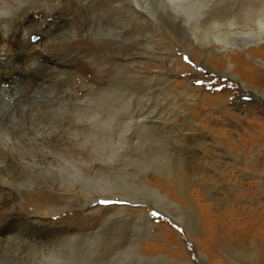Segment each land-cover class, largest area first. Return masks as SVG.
<instances>
[{"label": "rangeland", "instance_id": "obj_1", "mask_svg": "<svg viewBox=\"0 0 264 264\" xmlns=\"http://www.w3.org/2000/svg\"><path fill=\"white\" fill-rule=\"evenodd\" d=\"M251 4L259 7L263 2L261 0H212L200 12L202 16L195 15L193 19L196 18L198 26L205 29L211 19L230 20L234 18L237 27L246 31L250 27L249 23H252L247 13L250 10L249 14L253 11L256 13L254 8H248ZM128 16H131V20ZM91 21L90 23L94 25L91 26L93 34H91L89 28L80 26L79 33L84 32L85 34H81L78 38L79 40L82 38L81 43L83 42L87 46L85 48L87 56L96 54L98 56L100 54L102 58H105L104 71L106 72V79L113 80L115 78L114 73L117 71V65L112 60L115 59L117 45L113 43L118 39L113 35L105 36L102 30L98 34L95 23ZM115 21V18L112 17L109 22L110 28L112 27L111 34L116 33L117 22ZM96 22L99 26H101L100 23L103 24V21L100 20ZM134 22L139 26L135 27ZM126 24H128V36L125 53L127 57H131L133 52L138 51L143 54V58L140 62L137 61L128 65L123 85H117L118 82L108 84L109 92L117 98L129 99L128 108L131 112L133 110L138 112L139 109L144 108L143 102L146 99L149 100L147 102L149 105L148 110L151 108V104L161 103L156 108L157 116L161 120H164V117L165 120L172 119L173 115L169 108L174 107L171 109L175 113L177 112L175 114L176 119L172 120L174 122L173 128H158L159 130H155L154 134L151 131L143 132L137 125L136 130L132 128V135L135 137L132 143H120L116 156L114 155L109 159L105 156L104 161L96 160L93 163L107 166L108 176L112 180L115 179L120 183L124 182L127 186L128 183H143L146 177L150 186L169 195L183 206L190 205L188 200L184 199V194L187 195L193 203L191 205L196 208L195 211L199 219L198 225L190 227L192 224L190 222V208L185 209L184 212L173 208L176 213L182 214L183 219L188 224L187 231L182 225L173 222L163 212L155 210L147 204L132 203L115 197L100 198L86 205H81L83 203L79 202L72 193L61 192V189H52V186L38 188L36 192H40L43 197L49 194L57 197L63 196L60 201L54 204L53 208L55 209H53V212L45 213L47 220L61 224L62 228H86L87 230H98L100 234L94 237L93 243L88 242L90 245L84 243L78 247L77 251L70 250V252H74L71 256L73 260L70 259V256L69 261L62 260L63 257L60 253L63 254L64 251L66 254L69 253L68 250H65L67 247L66 244H63V241L59 243L60 246L51 243L45 245V247L16 248V254H12L13 256L9 254L10 252L6 253V255H9L6 260H3L6 255H1L0 264H40L41 261H44L45 264H175V262L171 263L160 257H155V259L159 258L157 262L154 260V262L145 263L144 258L134 255L131 246L127 248L128 253H125L124 257L121 256L123 255L121 253L117 255L118 257L112 259H109L110 257L96 259L90 256L91 252H97L99 248H103L104 245L102 244L105 240L110 239L111 242L116 240L114 236H109L108 233L106 237L103 236V233L110 224L116 223V217L118 219L127 218L128 214L126 212L118 213L116 209L124 205L134 210L143 209L147 212L152 223L151 231L158 233L159 237L145 236L142 238L140 236L139 240L141 245L144 244V249H150L151 255L158 256L161 253H169L178 261L176 264H203L199 254L205 253V248H203L205 247V235L209 230L207 217L214 215L215 217L212 218L215 219L218 225V228L214 230L215 233L217 232L215 241L217 242L220 237H225L223 245H221L223 247L218 249L221 256L224 258L233 257L242 261L254 258L256 254L260 256V252H255L250 248L248 241L236 242L234 238L240 235L244 225H249L252 222L251 216H249L251 210L256 209L258 203L264 204V101L244 92L234 79L205 69L202 66L204 52L196 48L197 42L194 44L185 40L186 38L181 39V37L168 31L167 33L173 36L178 43L183 40L181 45L187 47L188 53H186L168 38L163 37L164 26L159 21H156L157 26L144 25L136 19L131 11L126 16ZM33 37L37 36L32 34L30 36L31 41L35 40ZM102 41L113 43L110 44L109 49L100 48L98 45ZM250 52L252 56L264 57V49H250ZM189 53H191V56L188 55ZM219 56L208 54L207 64L219 70H225L229 66L228 62L232 63L235 58L232 54L229 56V60L225 58L220 63ZM246 59L248 60L247 70L232 69L231 71L244 81L248 87L253 86L264 89V69L259 67L252 59H249L248 56H246ZM19 72L22 73V69ZM20 77H22V74H19ZM81 82L78 80V82H75L77 84L70 83L69 86L64 88L66 93L57 96L53 91L48 90L43 92L21 90L16 93L15 98L17 96V101L15 100L12 105L0 104V128L3 127L2 130H9L23 141L24 146L20 151L23 158L19 161H36L37 165L40 166L42 164H39L38 161H41L44 163L43 170L53 169L55 163L60 161V157L63 155L73 151L80 152L90 145L86 133L91 129L86 128L89 125V120L87 117L78 116L74 111L76 103H70L78 98L95 97L94 95L103 94L105 87L96 90L93 85L89 86L85 82ZM82 84L89 87L87 88ZM70 88H72L71 91ZM123 89L125 90L123 91ZM60 96V103H57L59 110L55 105L49 106L48 100H54ZM167 100L172 101L171 107L168 106ZM81 105L83 104L81 103ZM118 112H122V110ZM182 113H185L188 119L185 118V115L182 118ZM122 119H124V116ZM116 126L117 122L112 120V127L106 132L113 134V130L117 129ZM140 135L142 139L139 138ZM145 139L148 140L145 141ZM149 149L156 150L157 160L152 159ZM120 151L126 152L128 156L120 154ZM137 153L148 156L143 157L141 160V157L137 158ZM82 157L85 160L89 159L85 155ZM31 163L34 162L29 164ZM49 164L51 166H48ZM38 169L36 172L42 174L43 170ZM144 170L146 171L145 175ZM119 171L121 172L118 173ZM118 175L126 176L122 179ZM88 185L92 186L89 188L91 191L98 189L97 184L90 183ZM88 185L83 183L81 186L87 187ZM4 188L5 190L0 191L1 214L8 210V207H12L11 209L15 210L18 215L33 214V212L37 215L44 214L42 211L34 209L32 201L27 200L26 194L22 195L23 200L18 201L21 205L17 204V201V206L15 204L10 205L13 188L8 184H5ZM69 188L73 189L74 187ZM25 189L27 188L22 187V190ZM127 190L132 196H141L144 200H153L151 192L139 185L135 189L128 188ZM101 200H109L112 203L102 204L100 203ZM240 207L247 213H242V211L235 213L236 208ZM221 212H223V215ZM153 213H156V215H153ZM125 228L126 232L129 231V235L126 237L127 241H121L125 242L123 243L124 246H128L130 242L135 241L134 237L139 233L133 225L131 226V221L126 222ZM159 238L169 242L166 246H161L163 243L159 245V242H161ZM231 243L234 244L231 245ZM52 249L57 252H53ZM120 250L115 251L118 253ZM3 251L11 250L4 249ZM58 251L62 252L59 253ZM43 252L46 257L40 259L39 255ZM58 254L59 256H57ZM53 256L58 257L60 261L53 260V262L51 258Z\"/></svg>", "mask_w": 264, "mask_h": 264}, {"label": "bare ground", "instance_id": "obj_2", "mask_svg": "<svg viewBox=\"0 0 264 264\" xmlns=\"http://www.w3.org/2000/svg\"><path fill=\"white\" fill-rule=\"evenodd\" d=\"M211 1L212 0H0V104L12 105L17 98V96L15 98V95H17L16 93L21 90L29 92H43L44 90H48L53 91L56 96L58 94H64L66 93L64 88L69 86L70 83L77 84L75 82H78V80L85 82V84L89 86L93 85V87H96V90L105 87V89H103L105 92H102L103 94L94 95L95 97L78 98L70 103H76L74 111L78 116L87 117L89 120V125L86 128L91 129L86 133L88 134L87 138L90 140V145L80 152L73 151L63 155L60 157L61 160L55 163L53 169L49 168L43 170L44 163L41 161H38L39 164H42L41 166L37 165L38 163L36 161H19L23 158L21 156L22 152H20L22 146H24L22 139L12 134L9 130H2L3 127L0 128V191L5 190L4 185L8 184V186H12L13 188V193L9 202L10 205H16V201H20L22 195L26 194L28 197L27 200L32 201L34 209L44 213L43 215H37L32 211L33 214L18 215L15 210L11 209L12 207H8V210L4 213H0V257L9 252L10 255L16 254V248L26 249L29 246H35L34 248H36V246L45 247V245L51 243L52 245H56L64 241L63 244H66L67 247L65 250H68L69 253L66 254L65 251L63 254L60 253L63 251L62 247V251L58 252L62 255V260L65 259L69 261V256L70 259H72V253L74 254V252H70V250L77 251L80 245L84 243L87 245L88 242L93 243L94 237L100 234L98 230H87L86 228H62L61 224L59 225L47 220L45 213L50 211L53 212V209H55L53 208L54 204L60 201L63 196L60 195V197H57L49 194L43 197L40 195V192H36L38 188H49L52 186V189H61V192L72 193L79 202L83 203H80L81 205H86L100 198L109 199L115 197L132 203L147 204L149 207L163 212L173 222L182 225L187 231L188 224L183 219L182 214L176 213L173 208L179 209L180 212H184L185 209L190 208L191 221H189L192 223L190 227L192 228L198 225L199 219L195 211L196 208L191 205L193 203L189 200L187 195L185 196L184 194V199L188 200L190 205L187 204L183 206L173 200L169 195L150 186L147 183L146 177L143 183H128L127 186L124 182L120 183L115 179L112 180L107 174V166L96 165L93 162L96 160H103L105 156H107V159L114 155L116 156L117 148L120 143H132L135 138L134 135H132V128L136 130L137 125H139L138 127L142 129L143 132L147 133L151 131L154 134L155 130H159L158 128H173L174 122L172 120L176 119L175 114L177 112L175 113V111L171 109L174 108L171 107V100L173 99L167 100L168 106L171 107L169 110L173 115L172 119L168 118L165 120L164 117V120H161L156 113L157 105L161 103L151 104V108L148 110L149 105L147 102L149 100L146 99L143 102L144 108L139 109L140 111L138 112H135V110L131 112L128 108L129 99L122 97L117 98L108 90V84L113 82L120 83H117V85H123L128 71V65L133 62H140L141 58H143V54L138 51L133 52L131 57H127L125 53L128 36L126 16L130 11L135 15L136 19L144 25L152 27L157 26L156 21H159V23L164 26V30L160 28L163 30V37L168 38L174 45H178L179 48L186 53H188L187 47L181 45L183 40H180L181 42L178 43L176 39L167 32H172L181 37V39L186 38L185 40L191 41L194 44L197 42L198 45H196V48L204 52L202 66L205 69L218 75L234 79L244 92L252 95L254 98L264 101V89L253 86L248 87L244 81L231 71L232 69L239 71H242V69H244L243 71L247 70L248 60L246 56L264 69V57L252 56L250 52V49H264V0H261L263 4L261 6L258 5L259 7L253 4L249 5L250 7L248 8H254L256 13L253 11L249 14L251 10L247 13L252 23H249L250 27L246 31L237 27L234 18L230 20L211 19L208 21L205 29L198 26L195 20L196 18L193 19L194 16H202L200 12L206 8ZM217 11L219 12V10ZM112 17L115 18V22H117L115 34H111L112 27L110 28L109 26ZM128 17L130 18L129 20H131V16ZM90 20L95 23L98 34L102 30L105 36L113 35V37L115 36L118 39L114 41V43L111 41H102L98 45L100 48L105 47L108 49L111 43L117 45L115 59H112L117 65V71L114 73L115 78L113 80L106 79V72L104 71L105 58H102L100 54V56H96L97 54L94 56H87L85 54V48H87V46L84 45L83 42L81 43L82 38L81 40L78 38L81 34H85L84 32H81V34L79 33L80 26L89 28L91 34H93V28L91 26L94 25L90 23ZM97 20L103 21V24L100 23L101 26H99L96 22ZM129 20L127 19V21ZM136 26L139 25L135 24V27ZM32 34L36 35L38 39L31 41L30 36ZM214 53L220 55V63H222L225 58L229 60V56L232 54H234L235 58L232 63L228 62L229 66L228 68L226 67L227 69L219 70L207 64V55L211 54L214 56ZM190 54L191 53L188 55ZM21 69L22 73L19 72ZM19 74H22V77L19 78ZM72 88H70V91ZM125 89H123V91ZM89 93L91 92L89 91ZM78 97H80V95ZM60 99L61 96L54 100H48L47 103H49V106L55 105L58 108L57 103H60ZM81 103L83 105H81ZM120 110H122V112H118ZM184 115L185 118L188 119L185 113H182V118ZM123 116L124 119H122ZM112 120L117 122V129L113 130V134H109L106 130L112 127ZM139 138L142 139V136L140 135ZM147 140L148 139H145V141ZM149 150L152 159L157 160L156 150ZM120 154L128 156L124 151H120ZM83 155L89 159H83ZM147 156L146 154L141 155L137 153V158L141 157V160L143 157ZM90 157L92 158L90 159ZM28 162L34 163L29 164ZM48 166H51V164ZM37 169L43 170V173L38 174L36 172ZM120 172L121 171L118 173ZM145 172L144 170V175ZM118 176L124 179L126 175ZM83 183L87 185L90 183L97 184L98 189L95 188V191H91L89 188L92 186L90 187V185H88L87 189V187L81 186ZM137 185L150 191L153 195V200H144L141 196L130 195L127 189H135ZM22 187L27 188L25 189L27 191H32L26 192L22 190ZM69 187L74 188L71 189ZM17 204L21 205L19 202ZM116 209L118 213L126 212L128 214L127 218L118 219L116 217V223H113V225L110 224L103 233V236L106 237L108 233L109 236H114L116 240L111 242V240L108 239L105 240L103 244L101 241V244L104 245L103 248H99L97 252H91L90 256L96 259H106L109 257V259H112L118 257L117 255L121 253L123 254L121 256L124 257V254L128 253L127 248L131 246L134 255L139 258H144L145 263H151L152 261L154 262V260L157 262L159 258L155 259V257L163 258L171 263H178L169 253H161L158 256H154L150 254V249L147 248L146 250L144 249V244L141 245L139 240L140 236L142 238L145 236L159 237L157 235L158 233L151 231L152 223L145 210H134L127 205L120 206ZM238 211L247 213V211H243L242 207L236 208L235 213ZM222 213L223 212H221V214ZM216 215L218 216V214ZM249 216H251L252 222H250L249 225H244V227L241 224L243 231L234 239L236 242L248 241L250 243V248L255 252H260V256L256 254L254 258H250L247 261H242L233 257L224 258L221 256L218 249L223 247L221 245H223L222 243L225 237H220L217 239V242L215 241L217 232L215 233L214 230L218 228V225L215 219L212 218L215 216L210 215L207 217L209 230L206 232L205 247H203L205 248V253L199 254L201 262L203 264H264V204L258 203L256 209L253 208ZM127 221H131V226L133 225L139 234H136L135 237L132 236L135 238V241L129 244L127 243L128 246H124L123 243L125 242L121 240L127 241L126 237L129 235V231L126 232L125 228ZM159 239L161 241L159 245L163 243L161 246H166L169 242L163 241L161 238ZM63 244H61V246H63ZM232 244L234 243H231V245ZM1 249L11 251H3ZM117 249L121 250L117 253V251H115ZM40 251L42 252V250ZM114 251L115 253L113 254ZM53 252L57 251L54 250ZM53 252H51V254H53ZM76 254L78 253L76 252ZM57 256H59V254ZM8 257L9 255H6L3 260H6ZM45 257L44 252L39 255L40 259ZM51 258L52 261H60L56 256ZM46 263H48V261H46ZM40 264L45 263L41 261Z\"/></svg>", "mask_w": 264, "mask_h": 264}, {"label": "snow or ice", "instance_id": "obj_3", "mask_svg": "<svg viewBox=\"0 0 264 264\" xmlns=\"http://www.w3.org/2000/svg\"><path fill=\"white\" fill-rule=\"evenodd\" d=\"M33 39H38L37 37H33ZM100 203L102 204H109V203H112V201H109V200H101ZM153 215H156V213H153Z\"/></svg>", "mask_w": 264, "mask_h": 264}]
</instances>
